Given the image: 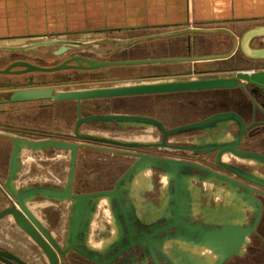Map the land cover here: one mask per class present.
Returning a JSON list of instances; mask_svg holds the SVG:
<instances>
[{"label": "flooded vegetation", "instance_id": "obj_1", "mask_svg": "<svg viewBox=\"0 0 264 264\" xmlns=\"http://www.w3.org/2000/svg\"><path fill=\"white\" fill-rule=\"evenodd\" d=\"M224 35L218 45H229L232 42L224 54L225 58H206L204 61H214V65L205 68L190 66L189 62H182L110 66L93 71L69 69L47 73H0V105L8 106L0 108V211L11 207L15 202L4 188L8 180L14 148L10 135L30 139L55 138L88 145L79 149L72 196L57 199L39 192L32 201L27 203L37 220L35 222L24 213L28 226L44 243L36 241L28 231L16 223L12 216L7 215L0 219V264H53L51 256L55 257L56 264H186L191 261L196 262L195 264H264V186L256 184L232 169H238L240 172L258 176L264 180V161L249 155H238L232 150L221 152L217 148L202 149L217 145V143H233L242 131L238 122L230 120L225 124V127L220 129H197V131L169 134L165 138L166 145L164 146L125 147L111 143L81 140L75 137V126L80 116L87 118L93 115H141L161 121L164 127L170 130L181 125L200 122L220 112L233 111L241 116L246 126L242 138L237 143V150L264 157V87L243 83L244 86L223 89L83 99L80 106L76 100L9 101L11 93L21 89L51 87L54 91L73 90L57 89L54 85L70 81L99 80L105 77L122 79L134 76L186 79L193 78L189 76L195 74L197 78H200L234 76L239 71L264 70V59L249 58L242 50L240 40L235 42L229 34L225 33ZM256 41V43L253 42V39L249 41L251 48L264 45V43L260 44L264 41V37L257 38ZM214 43L209 38L197 35V43H195L197 51L193 53L191 42L187 45L181 39L170 40L162 43V49L165 52L158 55L156 53L148 55L147 49L140 48L136 44L115 51L110 58L99 60L220 55L212 49ZM183 49L187 51L181 52L180 50ZM86 54L93 57L90 53ZM23 59L28 60L16 53L0 57V69ZM33 63L50 66L59 62L49 63L46 60H38ZM136 66L141 68L136 69ZM19 68L13 67L11 70ZM190 71L192 73L189 74ZM24 104H30L29 108L32 107L31 109L35 112L33 114L26 112ZM16 108L23 110L11 112ZM1 116H4V119H1ZM59 122L62 125H59ZM84 125L96 126L102 131H83ZM147 127L150 131L156 129L160 137L147 139L145 142L163 143V131L157 126ZM120 128L121 126L114 121L102 120L84 122L80 126V131L120 140H136L135 138H119L103 132ZM180 134L193 136L192 139L186 141L170 139L172 136ZM201 139L205 141L202 142ZM196 140L197 151L178 147L191 145L196 143ZM57 150L54 148L40 151L28 150L36 159H33L34 167L25 171L23 170L25 164L22 153L21 168L15 179V185L20 189L33 187L41 190H58L64 188L67 185L68 175L66 179L58 178L60 166L56 157ZM104 154L109 155V158ZM137 154L179 158L195 162L206 169L205 171L197 169V180H191L190 185L197 188V200L199 201L198 210L195 212L197 223L208 219L206 213L208 208L215 209L218 206H223L227 200L232 201L235 194L239 196V191H243L248 198L252 199V203H246L239 196L245 202L242 212L244 218L239 223L245 225L248 221H254L252 218L256 209H259L257 201H260L261 218L255 232L247 237L241 253L220 263L218 255L212 249L202 245L216 255L214 262L208 263L206 258L191 250H185L173 243L167 244V241L173 239L166 240L161 249L159 246L149 249L140 243L132 244L128 241V236H125V244H117L120 231H124L126 235L129 232L128 225L135 230L142 228L144 224L150 226L155 220L165 216L163 210L161 216L157 219L152 218V220L150 219L152 212H148L147 209L151 203L157 206L161 204V196L166 189L168 191L169 180L167 188L165 185L156 196L154 195V184L150 179L138 191H134L129 184L125 188L129 194H124L121 197V204L117 197L100 195L101 192L115 189L118 180L139 158ZM36 161L39 163L37 164ZM150 170L162 173L164 177L167 175L157 169ZM208 171L216 174L210 181L203 178L208 174ZM227 179L235 181L237 184H233ZM145 187L147 190L144 189ZM251 199L249 200L251 201ZM139 202L141 203L139 204ZM121 205L124 206L125 211L123 214L120 212L117 216L115 207L120 209ZM143 205L146 210H142ZM79 210L81 213L77 214ZM164 225L165 222H161V226ZM152 229L149 227L150 231ZM163 234L161 232L160 236ZM43 246H46L48 251ZM111 246L116 247L107 251ZM122 246L131 247L118 253Z\"/></svg>", "mask_w": 264, "mask_h": 264}, {"label": "water", "instance_id": "obj_2", "mask_svg": "<svg viewBox=\"0 0 264 264\" xmlns=\"http://www.w3.org/2000/svg\"><path fill=\"white\" fill-rule=\"evenodd\" d=\"M259 36L258 33H251L245 36L242 41V50L252 59H264V41L260 42L262 47L250 48V52L246 50L247 42ZM56 55L69 54L64 60L57 64L44 66L33 63L28 60H18L9 64L6 68L0 69V73H16L23 74L29 72H60L64 70H84L93 71L110 66H127V65H146V64H163V63H182V62H195L197 60H204L206 58H225V55H212V56H181V57H165V58H139V59H125V60H99L87 55L85 52H75L72 46H61L56 52ZM13 67H20L16 70H11ZM189 74L192 71L188 72ZM243 83L253 85L256 87H264V70L260 71H239L234 76H209V77H193L186 79H163L155 81H143L132 84L94 87L85 89L73 90H59L54 91L51 87L44 88H31L13 91L10 95V102L21 101H35L43 99H53L54 101L76 100L80 106L83 99L94 98H107L118 96L130 95H143V94H157V93H175V92H190V91H203L212 89L232 88L236 86H244ZM116 122L121 128L128 126H157L163 131V143L145 142L139 140H120L115 138H108L104 136H97L89 133H82L80 126L84 122L102 121ZM230 120H234L240 124L242 131L233 143H217L214 146H207L202 149L217 148L221 152L225 150H232L241 156H250L264 161V157L254 153H242L237 150V143L243 136L246 129L243 119L239 114L233 111L220 112L200 122L189 123L181 125L170 130H167L163 123L155 118L141 116V115H126V114H111V115H93L87 118L79 117L75 126V137L81 140H89L95 142L111 143L125 147H145V146H164L166 145L165 138L167 135L177 134L179 132L197 131V129L209 130L213 128L225 127V124ZM14 143L13 152L11 155L10 169L8 180L4 185L7 193L15 200L11 207L0 211V219L10 215L16 223L28 231L33 238L44 243L28 226L24 213L30 216L37 222L32 210L28 206V202L32 201L36 194L42 192L43 194L51 195L57 199H63L72 196V187L76 174L78 163L79 149L87 147L88 145L77 143L75 141H64L55 138L49 139H30L14 135H10ZM192 151H197V143L188 146H178ZM48 148L58 150H68L70 152L68 180L67 185L62 189L41 190L33 187L20 189L15 185V179L21 168V155L23 150L40 151ZM139 158L131 165L126 173L118 180L116 187L112 191L101 192L100 195H107L111 198L117 197L119 203L124 194H129L127 186L131 184L135 176L145 169H157L165 172L168 175V200L164 208V217L155 220L150 226L144 224L142 228L135 229L128 225L129 232L120 231L117 244H125V236H128V241L132 244L146 245L149 249L155 246H163V243L168 239L186 241L194 245H204L212 249L223 263L229 257L241 253L243 244L246 243L247 237H250L256 230V226L261 218V202H258L259 209L253 216V222L248 221L245 225L243 223L234 222V218L229 216H220L211 218L208 216L207 220L200 223L196 222L194 211V198L190 188L191 180H197V169L205 171L206 169L197 165V163L181 160L179 158H164L146 154H137ZM239 174L244 175L256 184L264 186V180L258 176H251L246 173L240 172L238 169L232 168ZM216 175L214 172L208 171V174L203 176L207 181L212 180V176ZM229 180L233 184L235 181ZM239 196L245 200L246 203H252V199L248 198L243 191H239ZM251 199V201L249 200ZM121 204V203H120ZM116 215L124 213L125 208L123 205L116 208ZM81 210L77 214H80ZM125 215V214H124ZM126 216V215H125ZM244 218V214H243ZM242 218V220H243ZM165 222L161 226V222ZM213 222V224H212ZM211 225H213L211 227ZM149 227L153 228L152 231ZM164 234L160 236V233ZM51 239V237H50ZM47 251L46 246H43ZM116 246H111L107 251L114 249ZM131 246H122L118 252L124 251ZM50 255V254H49ZM116 256V255H115ZM51 256L52 263L56 264V259ZM113 259V258H112ZM192 259V258H191ZM191 261L186 264H195Z\"/></svg>", "mask_w": 264, "mask_h": 264}, {"label": "crops", "instance_id": "obj_3", "mask_svg": "<svg viewBox=\"0 0 264 264\" xmlns=\"http://www.w3.org/2000/svg\"><path fill=\"white\" fill-rule=\"evenodd\" d=\"M253 22H264V0H0V57L16 53L31 62L47 61L57 59L55 52L61 46H72L102 59L100 53L93 54L96 46L90 43L127 44L146 30L187 27L191 31L209 23L236 25L237 29L225 33L242 42ZM197 35L195 40L188 35L178 39L187 45L191 42L197 51ZM246 46L251 48L249 42ZM45 48L48 54L42 52ZM153 206H148V212L157 209Z\"/></svg>", "mask_w": 264, "mask_h": 264}, {"label": "rangeland", "instance_id": "obj_4", "mask_svg": "<svg viewBox=\"0 0 264 264\" xmlns=\"http://www.w3.org/2000/svg\"><path fill=\"white\" fill-rule=\"evenodd\" d=\"M198 29L195 30H191V31H187L189 28L187 27H181V28H160V29H153V30H146L145 33L143 34V36L135 38V41H132V43H127V44H121L120 43L116 44L113 42H105V41H97V42H93L90 43V46H96L94 47V51L93 54L97 55V54H101L102 59H106V58H110V56H112L114 54V51H120L121 47L122 49L125 47H131L134 46L136 44H138V46H140V48H145L148 51V55H151L152 53H156L157 55L159 53H163L165 52L162 49V43L163 42H168L170 40H175L178 39V35H188L190 37H192V39L195 40L196 34H200V36H204L209 38L210 40H212V42H215L214 45L212 46V49L215 52H218L220 55H224L226 54L227 50L229 49V47L232 45L231 43L229 45L225 44V45H218V42H220L223 39V36H225V32L226 30H231L234 31L235 29H237L238 27L236 25H232V24H228V23H209V24H200L196 26ZM264 27V22L262 23H251L250 26L248 25L246 29H249L250 32L253 31L254 29H259V28H263ZM249 32V33H250ZM248 33V34H249ZM258 35L260 36H264V33H258ZM259 36L255 37L253 39V42L256 43V39ZM193 40V41H194ZM217 43V44H216ZM119 45V46H118ZM255 45V44H254ZM118 46V48H116ZM120 47V48H119ZM44 48V47H43ZM98 49L104 51V53H102L101 51H99ZM49 49L45 48L42 50L43 53H47ZM98 51V52H97ZM181 52H185L187 50L183 49L180 50ZM193 53H195L196 49H192ZM75 52H81L79 49H76ZM250 52V51H249ZM65 56H69V54L64 55ZM63 60V56H58L57 59H55L54 57H50L47 59V61L49 63H55V62H60ZM190 66H196L199 68H205V67H210L214 65V61H196V62H189L188 63ZM141 68L140 66H136V69ZM47 73V72H45ZM223 75V74H220ZM189 77H197V75H193V76H189ZM163 79H172V77H165V78H146V77H142V76H134L132 78H122V79H111L110 77H105L104 79H99V80H87V81H70V82H64V83H58V84H54L55 87L57 89H83V88H93V87H100V86H113V85H118V84H125V83H138V82H143V81H155V80H163ZM1 97V96H0ZM4 107H8L7 105L1 104L0 108H4ZM32 108V107H31ZM29 107H25L26 112H29L31 114H33L35 111L32 110ZM23 109H14L13 113H15L16 111H21ZM1 119H4V116H1ZM59 121V120H58ZM59 125H62V123H58ZM32 125V124H31ZM102 131L101 129H99L98 127H92V126H87L84 125L83 126V131ZM106 134H109L111 136H115V137H119V138H126V139H132L135 138L136 140H141V141H146L147 139H158L160 137L159 132L156 129H152L150 131L149 127H134V126H129L127 128H120L119 130H104L103 131ZM193 135H189V134H180V135H175L172 136L170 139L172 141H186L189 139H192ZM197 141V140H196ZM28 150H25L23 152V159H24V171L29 169L30 167H34V163L33 159L35 160L36 157L30 152L28 151V153L26 152ZM165 152V150H162ZM82 152V151H81ZM57 162L60 166L59 172H60V176H58V178L61 179H66L67 175H68V168H69V159H70V152L67 150H57ZM85 154V151H84ZM95 155L98 153H94ZM176 154V152H175ZM101 156H103V154H101ZM104 156H106L107 158H109V155L104 154ZM111 158V157H110ZM37 164L39 163L38 161H36ZM50 167V166H48ZM148 179L151 180V183L154 184V195L156 196L158 193L161 192V190L164 188V186L166 185L167 188V183H168V176L166 175L164 177V175L162 173L156 172V171H145L143 172L141 175H139L132 186V189H134V191H138V189H140L141 187H143ZM166 182V184H165ZM146 189V187L144 188ZM147 190V189H146ZM197 190V188H196ZM160 191V192H159ZM167 189L165 190L164 194L161 196L163 199L166 198L167 196ZM197 199V198H196ZM141 202H139L140 204ZM243 206L245 205L244 203H242ZM227 205H233L235 206L236 204L232 203L231 201L228 200V204ZM243 206L241 207L243 209ZM154 207V206H153ZM145 209V205H143L142 210ZM155 209V207H154ZM150 210L154 211L153 208H150ZM153 215L150 216V219L152 218H157V215H155L157 213L152 212ZM151 213V214H152ZM153 220V219H152ZM169 243H175L176 245L180 246L181 248L185 249V250H191L193 253L198 254L199 256H203L204 258H206V261L208 263H212L214 262L216 255L209 249H207L204 246H192L188 243L185 242H181L178 240L175 241H170L167 242V244Z\"/></svg>", "mask_w": 264, "mask_h": 264}, {"label": "bare ground", "instance_id": "obj_5", "mask_svg": "<svg viewBox=\"0 0 264 264\" xmlns=\"http://www.w3.org/2000/svg\"><path fill=\"white\" fill-rule=\"evenodd\" d=\"M251 33H264V27L263 28L256 29V30L254 29L249 34H251ZM246 50L249 52L250 51V48L246 46ZM139 141H141V140H139ZM201 141L203 142L205 140L204 139H201ZM196 143H197V141H196ZM23 151H25V150H23ZM148 170H150V169H145L141 173L137 174L135 176V178L133 179L132 183H131V187L133 186V183H134L135 179L139 175H141L143 172L148 171ZM190 188H191V186H190ZM191 190H192V194H193V198H194V202H193V206H194V203L197 200L196 197L194 196L195 187L191 188ZM232 199L233 200L231 202L234 203V204H236L235 206L224 204L223 206H218L215 209H209L208 208L206 210L207 216H210L211 218H214V217H216V215L217 216H220L219 215V213H220L222 216H225V217H227V216H229L231 218H234L235 217L234 222H240L242 220V218H243V213H242L243 212V209L241 207L243 206L242 203L245 204V202L239 196H237L236 194L232 197ZM167 200H168V193H167V196H166L165 199L161 198V204L159 206L151 203V205H154L157 208V209L154 210L155 213H156V210H157V213H156L158 215L157 218L162 215L163 210H164V208H165V206L167 204ZM197 204H199V201L198 200H197ZM150 211H152V210H150ZM157 218H155V219H157ZM172 241H175V240H171V242ZM178 241H181V240H178ZM167 242H170V241H167ZM181 242L188 243L186 241H181ZM173 244H175V243H173ZM188 244H190L192 246H199V245H194V244H191V243H188Z\"/></svg>", "mask_w": 264, "mask_h": 264}]
</instances>
